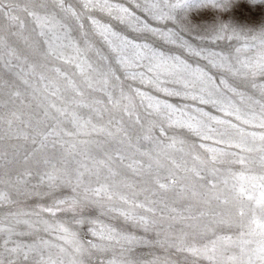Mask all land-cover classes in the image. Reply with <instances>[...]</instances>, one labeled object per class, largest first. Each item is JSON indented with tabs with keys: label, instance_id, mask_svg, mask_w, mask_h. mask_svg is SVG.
I'll use <instances>...</instances> for the list:
<instances>
[{
	"label": "snow or ice",
	"instance_id": "6c2138e0",
	"mask_svg": "<svg viewBox=\"0 0 264 264\" xmlns=\"http://www.w3.org/2000/svg\"><path fill=\"white\" fill-rule=\"evenodd\" d=\"M0 213V264H264V0H0Z\"/></svg>",
	"mask_w": 264,
	"mask_h": 264
},
{
	"label": "rangeland",
	"instance_id": "374dc122",
	"mask_svg": "<svg viewBox=\"0 0 264 264\" xmlns=\"http://www.w3.org/2000/svg\"><path fill=\"white\" fill-rule=\"evenodd\" d=\"M126 2V0H125ZM162 98H165V97H162ZM170 100V102H173V103H178L179 101H177L175 98H168ZM189 143H191V141L189 140ZM209 145L210 146H215L213 145L211 142H209ZM202 153H205V150H201ZM37 203L39 201H36ZM0 215H2V213H0ZM137 235H140V236H144V233L142 231H137L136 232ZM154 234L153 233H149L147 234V236H145V239H154ZM141 252L143 253H148L149 251H151V247L150 246H147V245H138L137 246Z\"/></svg>",
	"mask_w": 264,
	"mask_h": 264
}]
</instances>
